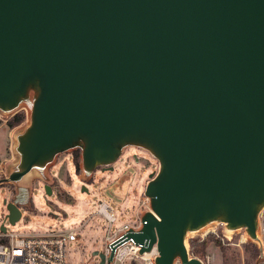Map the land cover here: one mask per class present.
<instances>
[{
    "label": "water",
    "instance_id": "1",
    "mask_svg": "<svg viewBox=\"0 0 264 264\" xmlns=\"http://www.w3.org/2000/svg\"><path fill=\"white\" fill-rule=\"evenodd\" d=\"M19 109L11 224L34 181L52 195L59 155L78 152L84 190L137 147L158 162L149 208L98 264L126 243L154 264H202L189 240L218 226L262 261L264 0H0V114Z\"/></svg>",
    "mask_w": 264,
    "mask_h": 264
},
{
    "label": "rangeland",
    "instance_id": "2",
    "mask_svg": "<svg viewBox=\"0 0 264 264\" xmlns=\"http://www.w3.org/2000/svg\"><path fill=\"white\" fill-rule=\"evenodd\" d=\"M10 128L8 123L0 127V160L9 156ZM69 153L59 155L50 169L52 195L46 196L43 183L34 181L31 206L22 209V217L15 224L5 218L7 209L4 203V199L9 201L12 198L13 189L7 184L0 186V225L4 223L7 234H43L75 229L77 239L66 244V264H98L99 258L92 252L105 249L106 236L124 224L137 226L140 215L149 208L143 192L148 175L157 170L158 162L142 149L126 147L113 169H96L92 180L84 183L86 189L83 190L79 171H75L79 160H75V151ZM124 177L127 178L119 181ZM103 202L112 208L115 219L111 224L98 212ZM215 229L221 233L220 226ZM198 244L201 242L195 245ZM244 246L240 249L232 245L218 246L215 241H210L203 246L204 253L198 252V256L208 254L209 264H250ZM190 250L194 253L191 244ZM121 264H144V261L126 259Z\"/></svg>",
    "mask_w": 264,
    "mask_h": 264
},
{
    "label": "built area",
    "instance_id": "3",
    "mask_svg": "<svg viewBox=\"0 0 264 264\" xmlns=\"http://www.w3.org/2000/svg\"><path fill=\"white\" fill-rule=\"evenodd\" d=\"M25 112L24 109H19L9 115L0 114V127L6 125L8 121L18 112ZM25 121L24 119L17 125L8 129V148L9 156L4 157L0 160V186L7 184L13 189L12 182L8 177V170L6 162L13 159L12 150H11V135L12 131L22 124ZM6 200V199H4ZM98 212L102 214L106 220L111 224L114 221V214L112 208L107 202H103L99 205ZM260 219V228H261V237L264 248V207L259 213ZM4 223L0 225V264H66V244L69 241H74L77 239V234L75 229H67L63 231H48L43 234H20V233H6L5 230H2ZM130 225L124 224L112 234L106 236L105 242V254L106 256L110 252L108 243L112 242L117 237L124 234L127 231ZM137 227V226H133ZM208 234H213L216 239H218L222 245H232L237 248H242L248 241L245 239L243 232L240 231L235 234L233 237H227L222 233L216 231L215 228H211L208 231H205L199 234L196 237L191 238L195 239L197 243L202 242ZM189 240V242H190ZM139 246L134 243H126L117 248V251L114 254L113 261L106 264H117L123 263L124 260H142L144 264H154L155 253H151L147 257L138 254ZM152 252V251H151ZM190 256L198 258L202 264H209L210 256L208 254L203 256L195 255L190 250ZM174 264H181L179 260H175ZM260 264H264V254L263 259Z\"/></svg>",
    "mask_w": 264,
    "mask_h": 264
},
{
    "label": "trees",
    "instance_id": "4",
    "mask_svg": "<svg viewBox=\"0 0 264 264\" xmlns=\"http://www.w3.org/2000/svg\"><path fill=\"white\" fill-rule=\"evenodd\" d=\"M23 119H24L23 111L18 112L8 121V125L10 127H13V126L19 124ZM74 157H75L76 161L79 160L78 159V152L75 151ZM210 241H215V243L218 246H221L220 241L218 239L214 238L213 234H208L206 236V238L203 240V242H201V244H198V246L195 245L197 243L195 239L190 240V244L193 248L194 254L198 255V252L204 253L203 251H205V247H203V246L208 245ZM196 246L199 248H197ZM244 249H245L246 254L248 255V260H249L250 264H255V260L258 257L257 247L254 244L247 242L246 245L244 246ZM200 256H203V255H200Z\"/></svg>",
    "mask_w": 264,
    "mask_h": 264
},
{
    "label": "bare ground",
    "instance_id": "5",
    "mask_svg": "<svg viewBox=\"0 0 264 264\" xmlns=\"http://www.w3.org/2000/svg\"><path fill=\"white\" fill-rule=\"evenodd\" d=\"M208 230H210V229H207L206 231H208ZM151 253H155V250H152V252H149V253L145 254V257H147L148 255H150Z\"/></svg>",
    "mask_w": 264,
    "mask_h": 264
},
{
    "label": "crops",
    "instance_id": "6",
    "mask_svg": "<svg viewBox=\"0 0 264 264\" xmlns=\"http://www.w3.org/2000/svg\"><path fill=\"white\" fill-rule=\"evenodd\" d=\"M127 177H124V178H121V179H119V181H121V180H125Z\"/></svg>",
    "mask_w": 264,
    "mask_h": 264
}]
</instances>
